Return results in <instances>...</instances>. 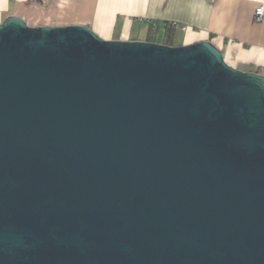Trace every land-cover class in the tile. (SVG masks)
I'll return each mask as SVG.
<instances>
[{
  "label": "water",
  "instance_id": "obj_1",
  "mask_svg": "<svg viewBox=\"0 0 264 264\" xmlns=\"http://www.w3.org/2000/svg\"><path fill=\"white\" fill-rule=\"evenodd\" d=\"M0 264H264V75L5 17Z\"/></svg>",
  "mask_w": 264,
  "mask_h": 264
},
{
  "label": "crops",
  "instance_id": "obj_2",
  "mask_svg": "<svg viewBox=\"0 0 264 264\" xmlns=\"http://www.w3.org/2000/svg\"><path fill=\"white\" fill-rule=\"evenodd\" d=\"M10 15L30 26L86 25L110 40H164L169 25L168 45L210 41L229 66L264 75V0H0V23Z\"/></svg>",
  "mask_w": 264,
  "mask_h": 264
},
{
  "label": "trees",
  "instance_id": "obj_3",
  "mask_svg": "<svg viewBox=\"0 0 264 264\" xmlns=\"http://www.w3.org/2000/svg\"><path fill=\"white\" fill-rule=\"evenodd\" d=\"M171 26L169 25H165V30H164V40L163 43L164 44H169L170 40H171Z\"/></svg>",
  "mask_w": 264,
  "mask_h": 264
},
{
  "label": "built area",
  "instance_id": "obj_4",
  "mask_svg": "<svg viewBox=\"0 0 264 264\" xmlns=\"http://www.w3.org/2000/svg\"><path fill=\"white\" fill-rule=\"evenodd\" d=\"M263 14V7L258 6L254 11L255 20H260Z\"/></svg>",
  "mask_w": 264,
  "mask_h": 264
},
{
  "label": "rangeland",
  "instance_id": "obj_5",
  "mask_svg": "<svg viewBox=\"0 0 264 264\" xmlns=\"http://www.w3.org/2000/svg\"><path fill=\"white\" fill-rule=\"evenodd\" d=\"M63 25H74V24H63ZM78 25H81V24H78ZM57 26H59V25H57ZM161 32H159L158 34H157V36L155 35V37H154V34H152V39L153 40H155L156 41V43L157 42H163L162 40V37H161ZM104 39V38H103ZM115 40V39H114Z\"/></svg>",
  "mask_w": 264,
  "mask_h": 264
}]
</instances>
